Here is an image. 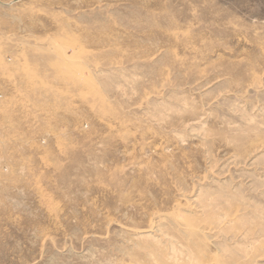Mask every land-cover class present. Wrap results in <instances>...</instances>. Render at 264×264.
I'll use <instances>...</instances> for the list:
<instances>
[{
  "label": "rangeland",
  "instance_id": "rangeland-1",
  "mask_svg": "<svg viewBox=\"0 0 264 264\" xmlns=\"http://www.w3.org/2000/svg\"><path fill=\"white\" fill-rule=\"evenodd\" d=\"M0 264H264V0H0Z\"/></svg>",
  "mask_w": 264,
  "mask_h": 264
},
{
  "label": "crops",
  "instance_id": "crops-1",
  "mask_svg": "<svg viewBox=\"0 0 264 264\" xmlns=\"http://www.w3.org/2000/svg\"><path fill=\"white\" fill-rule=\"evenodd\" d=\"M4 75H6V74H4ZM6 76H8V75H6ZM4 91H5V93L8 91V88H2ZM12 89V88H11ZM10 90V89H9ZM7 95L9 94L8 92L6 93ZM10 95V94H9ZM9 98H12V96L10 95L9 96Z\"/></svg>",
  "mask_w": 264,
  "mask_h": 264
}]
</instances>
